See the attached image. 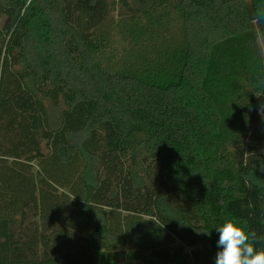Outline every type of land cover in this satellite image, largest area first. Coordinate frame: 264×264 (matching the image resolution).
<instances>
[{
    "label": "trees",
    "instance_id": "trees-1",
    "mask_svg": "<svg viewBox=\"0 0 264 264\" xmlns=\"http://www.w3.org/2000/svg\"><path fill=\"white\" fill-rule=\"evenodd\" d=\"M228 218L264 249V0H0V264H215Z\"/></svg>",
    "mask_w": 264,
    "mask_h": 264
},
{
    "label": "clouds",
    "instance_id": "clouds-1",
    "mask_svg": "<svg viewBox=\"0 0 264 264\" xmlns=\"http://www.w3.org/2000/svg\"><path fill=\"white\" fill-rule=\"evenodd\" d=\"M215 229L219 233L215 264H264V249L256 247L255 234L238 220L228 218Z\"/></svg>",
    "mask_w": 264,
    "mask_h": 264
},
{
    "label": "rangeland",
    "instance_id": "rangeland-1",
    "mask_svg": "<svg viewBox=\"0 0 264 264\" xmlns=\"http://www.w3.org/2000/svg\"><path fill=\"white\" fill-rule=\"evenodd\" d=\"M133 2V4L135 3L134 1H132ZM259 43H260V41H258ZM46 104H48V102L46 101Z\"/></svg>",
    "mask_w": 264,
    "mask_h": 264
}]
</instances>
